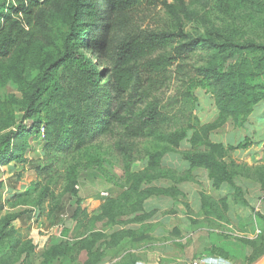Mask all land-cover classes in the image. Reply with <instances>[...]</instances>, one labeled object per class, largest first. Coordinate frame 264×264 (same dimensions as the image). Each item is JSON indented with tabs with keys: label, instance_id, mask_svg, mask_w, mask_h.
I'll list each match as a JSON object with an SVG mask.
<instances>
[{
	"label": "rangeland",
	"instance_id": "rangeland-1",
	"mask_svg": "<svg viewBox=\"0 0 264 264\" xmlns=\"http://www.w3.org/2000/svg\"><path fill=\"white\" fill-rule=\"evenodd\" d=\"M12 1L0 0V10H9ZM180 18L178 22L158 5L146 22L191 36L264 42V0H185ZM89 22L80 21L77 50L101 71L105 63L98 49L83 45L82 25ZM46 53L29 64L27 81L37 74L39 60L50 57ZM203 56L190 55L179 73L174 65L170 80L151 101L169 117L158 138L187 120L193 126H214L209 139L228 145L230 156L225 167L214 171L218 184L206 168L191 169L181 160H173L174 176L138 181L137 173L148 161L143 153L156 142L149 139L140 153L124 157L117 147L122 127L115 123L108 134L81 145L72 131V111L62 101H49V92L42 96L40 114L51 122V134L48 141L41 139L30 132L35 117L22 119L24 85L4 71L11 63L0 64V100L13 112V119L0 115V142L12 133L0 154V264H256L264 257V143L262 152L239 147L246 144L244 134L256 132L261 121L251 116V127L245 128L219 118L213 94L200 85L195 71ZM58 78L56 74L54 82ZM58 91L55 87L53 94ZM114 105L110 99L109 108ZM137 108L131 111L138 113ZM263 111L262 105L256 116L263 117ZM188 147L185 139L178 148ZM156 188L171 194L160 195ZM39 201L43 209L35 204ZM41 227L60 235L53 243H69L52 260L44 255L50 244L39 250V243H33Z\"/></svg>",
	"mask_w": 264,
	"mask_h": 264
},
{
	"label": "trees",
	"instance_id": "trees-1",
	"mask_svg": "<svg viewBox=\"0 0 264 264\" xmlns=\"http://www.w3.org/2000/svg\"><path fill=\"white\" fill-rule=\"evenodd\" d=\"M158 5L181 21L185 0H13L9 10H0V64L11 63L4 71L16 75L24 85L22 119L35 117L30 132L39 134L43 124L44 139L48 141L51 122L40 113L45 109L42 96L49 92V101H62L72 111V131L79 135L81 145L108 134L115 123L122 127L117 147L124 157L140 153V147L149 139L156 142L153 150L143 153H148V161L137 173L138 181L174 176L177 164L173 160H181L187 161L191 169L206 168L218 184L214 171L225 167V159L230 156L222 143L209 139L214 126H193L187 120L177 131L158 138L169 117L158 102L152 104L151 100L170 80L174 65L179 73L190 55L201 53L205 58L195 69L200 85L213 94L221 120L230 118L235 125L243 126L255 105L264 101V42L218 40L210 34L191 36L182 30L174 32L164 24L151 27L146 18ZM82 19L90 21L82 25L86 31L83 45L90 51L98 49L105 63L101 71L77 50V28ZM46 51L50 57L39 60L37 74L27 81V67L37 55L47 56ZM234 57L236 62L230 63ZM56 74L59 78L55 83ZM101 77L107 83H102ZM55 87L60 91L53 94ZM110 99L115 103L111 109ZM5 104L0 100V115L13 119V112ZM134 107L138 113L131 111ZM11 135H4L0 154ZM185 139L189 147L181 151L178 147ZM167 156L171 157L166 162ZM155 191L171 194L167 188ZM35 204L40 207V201ZM68 245L50 244L44 255L52 260Z\"/></svg>",
	"mask_w": 264,
	"mask_h": 264
},
{
	"label": "crops",
	"instance_id": "crops-1",
	"mask_svg": "<svg viewBox=\"0 0 264 264\" xmlns=\"http://www.w3.org/2000/svg\"><path fill=\"white\" fill-rule=\"evenodd\" d=\"M264 106V104H262V103H259V104H257V105H255V107H254V109H253V111L251 112V114L249 115V117H248V119H247V121L245 122V124L243 125V127H245V128H249V127H251V119H250V117L252 116L253 118L254 117H257L255 120L256 121H261V124H259V127H257V130H256V132H258V133H256L255 131L253 132H251L250 131V129H249V131H250V133L248 132L247 134H244V136H243V138H244V140H245V142H246V146H245V148L247 147L248 148V146H249V149L251 150V149H253V151L252 152H254V151H260V152H262L263 150H261L262 148H263V145H262V143H264V116L263 117H260V115H258V116H256V110L260 107V106ZM263 114H264V111H263ZM251 121V122H250ZM261 125V126H260ZM253 137H252V136ZM247 138L250 140H247ZM242 141V140H241ZM225 147H227L228 145H226V144H224L223 142H221ZM248 143H250V144H248ZM244 149V148H243ZM248 149V150H249ZM235 150V149H234ZM42 232V233H41ZM58 236H60V235H58L56 232H55V230L52 228H48V229H43L42 227L41 228H39V235H38V233H37V235H36V237H37V239L36 240H38V242L37 241H33V243L34 244H36V243H39L38 245H39V250L40 249H43L45 246H47V244H53V242L54 241H56L57 240V237ZM35 238V237H34ZM57 243V242H56Z\"/></svg>",
	"mask_w": 264,
	"mask_h": 264
},
{
	"label": "built area",
	"instance_id": "built-area-1",
	"mask_svg": "<svg viewBox=\"0 0 264 264\" xmlns=\"http://www.w3.org/2000/svg\"><path fill=\"white\" fill-rule=\"evenodd\" d=\"M45 130L43 124L39 127V137L41 139L44 138ZM102 195H106L107 193H101Z\"/></svg>",
	"mask_w": 264,
	"mask_h": 264
},
{
	"label": "water",
	"instance_id": "water-1",
	"mask_svg": "<svg viewBox=\"0 0 264 264\" xmlns=\"http://www.w3.org/2000/svg\"><path fill=\"white\" fill-rule=\"evenodd\" d=\"M256 264H264V257L259 262H257Z\"/></svg>",
	"mask_w": 264,
	"mask_h": 264
}]
</instances>
